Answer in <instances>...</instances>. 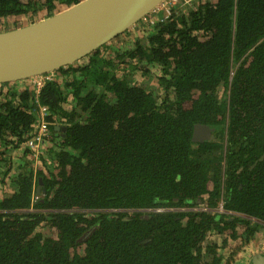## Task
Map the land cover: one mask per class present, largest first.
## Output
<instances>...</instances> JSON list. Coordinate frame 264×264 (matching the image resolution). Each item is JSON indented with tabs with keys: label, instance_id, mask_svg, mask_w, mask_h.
I'll use <instances>...</instances> for the list:
<instances>
[{
	"label": "trees",
	"instance_id": "obj_1",
	"mask_svg": "<svg viewBox=\"0 0 264 264\" xmlns=\"http://www.w3.org/2000/svg\"><path fill=\"white\" fill-rule=\"evenodd\" d=\"M80 1L0 0V20ZM134 27L39 93L0 84V264H242L264 231V0H199ZM152 68L160 98L131 78ZM39 105L53 171L25 144ZM196 123L214 138L194 142Z\"/></svg>",
	"mask_w": 264,
	"mask_h": 264
},
{
	"label": "water",
	"instance_id": "obj_2",
	"mask_svg": "<svg viewBox=\"0 0 264 264\" xmlns=\"http://www.w3.org/2000/svg\"><path fill=\"white\" fill-rule=\"evenodd\" d=\"M164 1L81 0L51 16L1 31L0 84L55 72L81 61L130 30ZM215 130L209 124L196 123L192 140H212ZM251 263L264 264V255L257 254Z\"/></svg>",
	"mask_w": 264,
	"mask_h": 264
},
{
	"label": "built area",
	"instance_id": "obj_3",
	"mask_svg": "<svg viewBox=\"0 0 264 264\" xmlns=\"http://www.w3.org/2000/svg\"><path fill=\"white\" fill-rule=\"evenodd\" d=\"M198 1L199 0H165L161 4V6L153 12L154 15H150L151 14L150 13L142 19L143 23L153 26L158 24L159 22H165L169 20L176 12L185 10L187 7L193 6ZM56 77H57L56 71L48 72L34 76L33 78H31V81L35 84L36 91L37 93H39V91L46 82L52 81ZM37 113H38V117L34 124L35 134L25 143L28 148L34 151V156L36 160H38L40 154L42 153L43 146L47 143L48 137L50 136L49 122L47 120V115H48L47 106L39 105ZM34 199L35 200L38 199V196L34 195ZM217 211L222 213H235L226 210L222 204L217 208Z\"/></svg>",
	"mask_w": 264,
	"mask_h": 264
},
{
	"label": "rangeland",
	"instance_id": "obj_4",
	"mask_svg": "<svg viewBox=\"0 0 264 264\" xmlns=\"http://www.w3.org/2000/svg\"><path fill=\"white\" fill-rule=\"evenodd\" d=\"M160 14V13H159ZM150 15H154V13L152 12ZM43 16H40V18ZM15 26V21L11 18H5L4 20H0V32L1 31H7L10 29H13ZM7 29V30H6ZM136 29H138L137 27H132L131 28V32L128 34V36L133 37L134 33L136 31ZM119 39H115L112 41L113 45H117L116 43L118 42ZM156 69L152 68V71L150 73H148V75H146L145 77H141L138 73H135L134 75L131 76V78H133V81H137L138 84L146 86L148 89H151L154 91V93L159 96V98L162 96V90L157 82V79L155 78V72ZM48 143L45 144L43 146V150L41 154H44V156L46 157V162L45 164H43L42 162H38V160L35 159L36 162V167L37 170L40 169L42 166L44 167L45 171H53V164L51 162V160L49 159L48 156V147L50 146V140L47 141ZM54 144V143H53ZM22 151L20 149L14 150L13 151V155H19ZM8 186V185H7ZM6 184H2V187H0V195L3 194H8V192L10 191L8 189V187L10 188V186L7 187ZM6 189H8L6 191Z\"/></svg>",
	"mask_w": 264,
	"mask_h": 264
},
{
	"label": "crops",
	"instance_id": "obj_5",
	"mask_svg": "<svg viewBox=\"0 0 264 264\" xmlns=\"http://www.w3.org/2000/svg\"><path fill=\"white\" fill-rule=\"evenodd\" d=\"M257 254L264 255V231H260L256 234V237L253 239L252 243L247 246V249L240 256H238V259L244 264Z\"/></svg>",
	"mask_w": 264,
	"mask_h": 264
},
{
	"label": "flooded vegetation",
	"instance_id": "obj_6",
	"mask_svg": "<svg viewBox=\"0 0 264 264\" xmlns=\"http://www.w3.org/2000/svg\"><path fill=\"white\" fill-rule=\"evenodd\" d=\"M221 204H222V203H221ZM221 204H220V205H221ZM220 205H219V206H220ZM222 205H223V204H222ZM219 206H218V207H219ZM218 207H217V208H218ZM217 208L215 209L216 211H217ZM202 209H204V210H208V208H207L206 206L203 207ZM255 256H256V255H255ZM251 262H252V258H251V260L245 262L244 264H247V263H248V264H252ZM242 264H243V263H242Z\"/></svg>",
	"mask_w": 264,
	"mask_h": 264
},
{
	"label": "clouds",
	"instance_id": "obj_7",
	"mask_svg": "<svg viewBox=\"0 0 264 264\" xmlns=\"http://www.w3.org/2000/svg\"><path fill=\"white\" fill-rule=\"evenodd\" d=\"M38 196V195H37ZM38 198H39V196H38Z\"/></svg>",
	"mask_w": 264,
	"mask_h": 264
}]
</instances>
